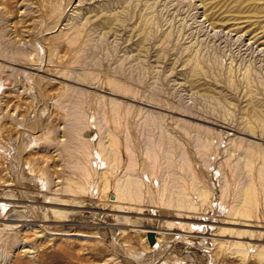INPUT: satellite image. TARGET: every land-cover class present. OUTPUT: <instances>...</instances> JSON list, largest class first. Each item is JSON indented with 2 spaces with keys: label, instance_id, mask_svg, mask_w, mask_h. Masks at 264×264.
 Listing matches in <instances>:
<instances>
[{
  "label": "rangeland",
  "instance_id": "obj_1",
  "mask_svg": "<svg viewBox=\"0 0 264 264\" xmlns=\"http://www.w3.org/2000/svg\"><path fill=\"white\" fill-rule=\"evenodd\" d=\"M263 175L264 0H0V264H264Z\"/></svg>",
  "mask_w": 264,
  "mask_h": 264
},
{
  "label": "bare ground",
  "instance_id": "obj_2",
  "mask_svg": "<svg viewBox=\"0 0 264 264\" xmlns=\"http://www.w3.org/2000/svg\"><path fill=\"white\" fill-rule=\"evenodd\" d=\"M110 83L112 84L113 82L110 81ZM108 137H109L110 141H109L107 147L111 151L110 154H112V153H115L117 140L111 134H108ZM100 145H101V148L103 150L106 149V144L100 143ZM126 170L128 173L125 175L126 176V178L124 180L125 183H123V184L120 183L121 178H119L117 181V184L115 187L116 198L117 199H126L129 201H138L140 198V194H141V182L135 176L130 174L131 172L134 171L133 166L129 165ZM76 186H78V189L83 188V186L79 185V183H76ZM103 187H104L103 188L104 190H107V188H108L107 187V180H105V184ZM262 191H263V196H264V186H263ZM253 192H254V189L250 185H247L243 188V190H242L243 196L241 198V201H240L238 207L234 208V214H239V215L245 216V217H251L252 210H253L254 203H255ZM180 202H181V200L177 199L176 201H174L173 199L170 200V198H169L167 203L169 205L179 207V206H181ZM6 222L12 223L13 217L10 216V217L6 218ZM8 226H11V225H8ZM260 257H261V260H264V254Z\"/></svg>",
  "mask_w": 264,
  "mask_h": 264
},
{
  "label": "water",
  "instance_id": "obj_3",
  "mask_svg": "<svg viewBox=\"0 0 264 264\" xmlns=\"http://www.w3.org/2000/svg\"><path fill=\"white\" fill-rule=\"evenodd\" d=\"M147 238H148V241L150 244H153L154 243V233L153 232H149L148 235H147Z\"/></svg>",
  "mask_w": 264,
  "mask_h": 264
}]
</instances>
